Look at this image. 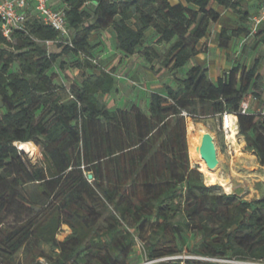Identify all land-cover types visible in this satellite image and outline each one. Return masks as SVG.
I'll return each mask as SVG.
<instances>
[{
  "label": "trees",
  "instance_id": "1",
  "mask_svg": "<svg viewBox=\"0 0 264 264\" xmlns=\"http://www.w3.org/2000/svg\"><path fill=\"white\" fill-rule=\"evenodd\" d=\"M244 2L50 3L66 11L74 36L73 46L57 44L61 52H49L38 42L54 40L58 32L34 15L11 40L0 33V264L23 248L34 251L36 243L48 245L51 254L41 251L29 264H132L136 232L146 225L147 259L184 252L206 258L159 264H232L209 259L264 264V197L247 200L207 185L199 166H193L188 136L189 118L218 117L221 123L225 112L232 113L246 151L264 166V112L242 111L244 103L257 99L259 62L250 68L235 65L217 81L198 63L175 76L208 51L201 41L222 16L217 6L237 12L241 20L216 34L221 48L248 36L251 12L243 9ZM263 24L253 38L264 44ZM108 29L124 57L144 47L145 59L159 60L174 75V85L152 91L147 110L137 102L110 108L102 98L117 91L119 76L96 71L91 38ZM151 30L157 44H167L164 54L146 44ZM66 55H73L81 69L82 79L70 87L59 84L53 71ZM32 141L41 149L36 164L19 148H35ZM64 226L70 232L59 240Z\"/></svg>",
  "mask_w": 264,
  "mask_h": 264
},
{
  "label": "rangeland",
  "instance_id": "2",
  "mask_svg": "<svg viewBox=\"0 0 264 264\" xmlns=\"http://www.w3.org/2000/svg\"><path fill=\"white\" fill-rule=\"evenodd\" d=\"M175 1L176 0H173V2ZM247 2L248 1L244 2L243 9L250 10L251 16L260 12V5L258 2L251 4ZM50 3L53 7H57L61 3V0H50ZM224 16L226 23L230 24L232 28L236 27L239 23L238 20H240V15L233 10L228 9L225 11ZM249 21L250 19L246 21L247 25H249ZM262 28H264V24ZM214 30L215 29H212L213 32L210 36L214 35ZM92 40L95 45L93 54L98 64L96 71L99 72L101 69L111 70L119 76L117 78V91H113L108 95H102V98L108 103V106L110 108H115L117 106L130 107L134 102H137L143 107V109L147 110V88H151V77L167 78L169 75H172L171 72L162 68L159 60L154 59L152 62H149L145 59L142 56L144 47L138 48L139 53L134 56V60L132 62L133 64H131L132 67L135 64L138 66L136 71L134 73H129V71H125V69L123 70L121 63L122 60L127 57H124L118 50L117 41L112 29H108L106 32H100V34L97 32L94 33ZM146 44H153L156 50L162 54L167 51V44L156 43V36L154 33L147 35ZM43 47L49 52L62 51V48L57 45H51L49 47L43 45ZM219 47L217 46V49ZM234 47L236 50L240 49V52L236 53V51L233 53ZM233 48L230 47L231 52L219 51L220 57L222 52L224 60L229 62L231 67H234L235 65H242L243 67L250 68L256 60L259 62L260 79L257 82V86L254 88L257 99L251 98L248 103L251 111L264 112V44L261 43L257 37H252L243 46H241L237 41L234 43ZM63 58L66 60L64 61V64L60 63V60H62L60 59L55 64L53 71L55 72L56 80L59 84L70 87L73 82L80 81L82 79L81 69L77 68L73 55H66ZM12 69L18 70V65L14 64ZM236 122L237 129H239L238 117L236 118ZM203 130L210 131L215 137L217 154L220 162L218 168L215 170L217 175L225 180L228 185L231 184V191H227L224 185L216 183V185L219 186L218 191L228 194L232 192H239L241 193V196L247 200L264 197V166L258 162L255 154L246 151V143L244 138L239 135V131L236 141L228 138L229 133L222 128V124L220 123L218 117L201 119L199 122H195L193 119L189 118L188 136L193 166L198 165L199 168H201L204 165L207 167L204 160L200 156L195 155L193 152L194 145L200 142V136ZM33 143L37 149L36 147L34 148L33 145L31 153L24 152L26 157L32 163L36 164L41 161L42 155L40 147L37 146L35 142ZM19 147L22 150L23 145L19 144ZM204 177L206 184L211 185L206 181L205 174ZM11 220H13V218L9 219V221ZM149 229L150 226L146 225L142 228V230L136 232L139 239L137 240V245L135 247L132 264H142L146 260L147 255L143 244L145 238L149 234ZM69 232L70 229L67 226H64L58 235V239L63 240ZM35 246L36 249L34 251L27 248L21 249L7 264H29L33 258L38 257L41 251L45 255L51 254L48 245H40L36 243ZM183 254L187 255L188 253L184 252ZM39 258L43 262H46V258H41L40 256ZM259 264L263 263L259 262Z\"/></svg>",
  "mask_w": 264,
  "mask_h": 264
},
{
  "label": "built area",
  "instance_id": "3",
  "mask_svg": "<svg viewBox=\"0 0 264 264\" xmlns=\"http://www.w3.org/2000/svg\"><path fill=\"white\" fill-rule=\"evenodd\" d=\"M257 2L260 5V12L250 18L249 34L248 36L240 37L241 46H243L250 38L254 37L258 33L260 26L264 23V0H257ZM31 15H34L42 21V23L52 27L58 32V37L56 39L38 40L39 43L48 47L59 43L73 46L74 36L72 30L68 27L67 13L64 9L53 8L50 5V0H0V33L8 40H11L16 31H25L27 29V22ZM212 32L210 33L211 35ZM236 51V53H239L240 49ZM92 61L97 63L96 58H92ZM249 107V103H244L242 110L243 113H246L247 110H249ZM233 118H237V116L228 112H225L222 116V128L227 133L229 130H232ZM185 258L206 259L199 256L175 255L152 260L146 258L142 264H159L163 261ZM209 260L229 262L232 264H259V262L256 261Z\"/></svg>",
  "mask_w": 264,
  "mask_h": 264
},
{
  "label": "crops",
  "instance_id": "4",
  "mask_svg": "<svg viewBox=\"0 0 264 264\" xmlns=\"http://www.w3.org/2000/svg\"><path fill=\"white\" fill-rule=\"evenodd\" d=\"M246 1H248L247 3H249V4L257 2V0H245V2ZM217 9L221 12L222 16L217 23L212 25V29H215L214 30L215 33L213 36H210L211 34H208L201 41V44L206 43L208 45V48H209L208 51L200 53L195 58H193L191 61H189L183 68H181L175 72L176 73L175 76H178V77L184 76L195 63H198V64H201L203 66L208 67L209 77L211 78V80L217 81V79L222 75V73L224 71L232 68L231 64L224 60L222 52H221V57H220L219 51L221 50V51L231 52L230 47L233 48L234 43H236L237 41L240 43V37L233 39L230 47L227 49L219 47V43L216 39V34L218 32H220L222 30V28H224V27L225 28H232V27L230 26V24H227L225 21L224 15H225V11H227L228 9H226L225 7H222V6H217ZM234 21H237V20H234ZM102 32L103 31H101V33ZM152 33H154L153 30L149 31L147 33V35L152 34ZM91 41L93 42L92 38H91ZM217 46L219 47L218 49H217ZM235 52H236V48L234 47L233 53H235ZM133 60H134V56L127 57V58L123 59L122 63H121V66H123V70L125 69V71H129V73H132V72L134 73L138 66L135 64L132 67L131 64H133L132 63ZM130 61H131V63H130ZM166 80H167V82H166ZM174 83H175L174 75H169L167 78H162V77L159 78V77L152 76L151 77V88L150 89L147 88L146 105H148L149 96L152 93V91L163 92L166 85H174Z\"/></svg>",
  "mask_w": 264,
  "mask_h": 264
},
{
  "label": "water",
  "instance_id": "5",
  "mask_svg": "<svg viewBox=\"0 0 264 264\" xmlns=\"http://www.w3.org/2000/svg\"><path fill=\"white\" fill-rule=\"evenodd\" d=\"M196 152L201 156L202 159L206 161L210 170L215 171L218 168L220 162L217 154L216 141L215 137L210 131L203 130L201 132V142L196 146ZM88 179H93V175L89 174ZM235 193L241 195L239 192Z\"/></svg>",
  "mask_w": 264,
  "mask_h": 264
},
{
  "label": "bare ground",
  "instance_id": "6",
  "mask_svg": "<svg viewBox=\"0 0 264 264\" xmlns=\"http://www.w3.org/2000/svg\"><path fill=\"white\" fill-rule=\"evenodd\" d=\"M238 131L239 129H237V125H236V118H233V124H232V130H229V134H228V138L229 139H232V140H237V135H238ZM200 142H201V136H200ZM200 142H198L197 144L194 145L193 147V152L195 155L197 156H200L197 152H196V146L198 144H200ZM23 147H22V150L27 152V153H31L32 152V149L31 147L29 146V144H22ZM201 157V156H200ZM204 160V159H203ZM204 162L206 163V161L204 160ZM206 166L205 167L204 165L200 168V170L205 174L206 176V181L213 185V184H216V183H221L222 185H224L226 187V190L227 191H231L230 190V185H228V183L223 180L221 177H219L216 173V171H213V170H210L207 163H206ZM224 178V177H223ZM230 183V182H229ZM232 187V186H231Z\"/></svg>",
  "mask_w": 264,
  "mask_h": 264
}]
</instances>
